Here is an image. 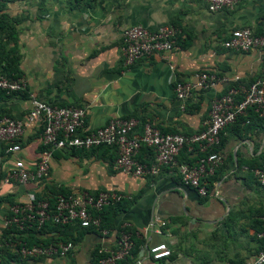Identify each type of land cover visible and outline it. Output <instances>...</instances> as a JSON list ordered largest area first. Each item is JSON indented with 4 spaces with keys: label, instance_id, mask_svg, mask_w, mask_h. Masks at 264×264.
<instances>
[{
    "label": "crops",
    "instance_id": "1",
    "mask_svg": "<svg viewBox=\"0 0 264 264\" xmlns=\"http://www.w3.org/2000/svg\"><path fill=\"white\" fill-rule=\"evenodd\" d=\"M3 9L23 17L15 28L25 88L11 96L0 93V118L22 117L34 98L83 108L88 130L130 117L138 122L136 134L147 122L161 132L186 135L202 128L212 98L230 83L193 94L181 109L173 95L175 81L192 82L206 71L236 78L232 84L242 88L259 78L264 67V50L239 53L222 47L234 30L264 33V0H241L233 10L217 12H208L202 0H7ZM165 24L179 30L171 51L123 63L119 47L124 28L155 30ZM17 141V157L32 167L40 150L39 128H25ZM263 149L264 121L228 126L215 151L221 164L209 177L207 195L200 197L180 184L174 168L142 178L114 171L113 147L55 151L43 183L4 182L12 159L0 143V240L4 231L6 239L19 233L2 226L9 203L51 199L59 188L71 194L113 191L123 198L104 212L100 228L106 234L94 228H58L48 235L71 241V252L21 264H97V250L113 249L122 230L130 233L136 251L119 264H242L260 248L256 235L264 228V189L241 166L261 163ZM136 157L151 160L143 149ZM194 159L195 151L184 147L175 162L191 164ZM155 244H165L169 256L152 260L147 249Z\"/></svg>",
    "mask_w": 264,
    "mask_h": 264
},
{
    "label": "built area",
    "instance_id": "2",
    "mask_svg": "<svg viewBox=\"0 0 264 264\" xmlns=\"http://www.w3.org/2000/svg\"><path fill=\"white\" fill-rule=\"evenodd\" d=\"M208 12L233 10L241 0H202ZM178 28L170 24L148 30L134 25L121 31L120 55L125 65L148 58L154 53L169 52L173 48ZM222 47L226 50L245 53L250 50H264V33L255 35L249 28H240L230 32ZM236 78L202 71L194 76V81H175L173 84L174 98L184 103L198 92L215 89L222 84L227 88L216 94L209 106L208 119L202 128L194 133H162L150 123L144 122L140 132L134 133L138 122L130 117L110 119L101 127L88 130L84 125L85 112L79 106H54L34 98L29 99V109L18 119L7 116L0 118V143L4 145V153L12 159L4 182L9 180L19 184L28 182L43 183L46 180L52 152L63 149L88 151L97 147H113L116 150L111 168L134 177H148L158 174L161 168H174L180 184L193 189L200 197H205L207 179L211 177L221 164V156L209 152L219 144V134L227 126L233 124L237 117L245 116L251 109L261 115L264 112V67L262 75L246 87H233ZM23 79H10L0 74V92L6 96L24 91ZM28 127L39 128L40 150L32 167L26 166L17 157L20 151L18 139ZM151 151L148 163L137 160L140 148ZM186 147L195 151V159L190 163L176 164L175 157ZM241 169L250 174L256 184L264 189V166L261 168ZM122 196L113 191L97 193L81 192L78 194H57L49 204L46 200L31 199L24 204L16 203L8 208L7 218L2 226H13L18 232L27 229H39L44 224L94 228L104 235L100 228L99 213L102 209L122 200ZM261 243L258 252L242 264H264V229L257 233ZM8 246L22 259H49L64 257L72 251L70 241L56 242L47 245H30L23 242L9 241ZM133 243L128 231H120L116 245L111 250H97V264H116L129 258ZM147 252L152 260H160L169 256L165 244L148 247Z\"/></svg>",
    "mask_w": 264,
    "mask_h": 264
},
{
    "label": "trees",
    "instance_id": "3",
    "mask_svg": "<svg viewBox=\"0 0 264 264\" xmlns=\"http://www.w3.org/2000/svg\"><path fill=\"white\" fill-rule=\"evenodd\" d=\"M6 1L7 0H0V74L7 77V78H10V79H18L19 78L18 65H19V61H20V55H19L17 47H16L17 31H16L15 27H16V25H18L20 23V21L23 20V17L11 16V15L7 14L6 12H4L3 8H4V3ZM232 86L236 87V83L232 84ZM0 93L3 94V92H0ZM253 121L263 122L264 121V112L261 115H258L256 113H254L251 109H249L246 112L245 116L237 117V119L235 120V122L233 124H235L236 122H240L244 126L250 127V125ZM226 128H224V130ZM224 130L221 131L219 134L218 146L213 148L211 151H213V152L217 151V148L220 146L221 137H222V133L224 132ZM162 133H167V132H162ZM141 149L146 150V152L150 155V158L152 157L151 151L148 148L142 147V148H140V150ZM262 155H264V149L262 151L261 156ZM244 166H246L248 168H254V167L261 168L264 166V160L258 164H250V165L245 164ZM210 178L207 179V182H209ZM57 194L66 195L67 193L59 188L55 191V193L53 194L51 199H47V198H43V199L46 200L49 204H51L53 201V197ZM34 200H42V199L41 198L40 199L35 198ZM119 203L120 202L102 209V211L99 213L100 226H102V221L104 218V212L108 209L112 210V209L116 208L119 205ZM14 204H16V203H9V207L14 205ZM68 227H79V226L78 225L58 226V225L44 224L39 229H35V228L27 229L24 232L17 233L18 237H12V238H8V239H6V235L8 234V232L4 231L2 234L3 240H0V264H19V263L21 264L22 262L27 261L25 259H22L18 254H16L8 246L9 241L16 240V241H19L21 243L23 242L27 246L52 244V243H56L59 241L55 240L54 237L51 236V234L48 235V233H50V232L55 233V232H57L58 228H68ZM8 228L12 229V230L15 229L13 226H9ZM263 229L264 228L262 227L259 230V232ZM131 241L133 243L132 236H131ZM60 242H64V241H60ZM260 245H261V243H260ZM135 251H136V248L134 247V244H133L132 249L130 251V255L131 254L133 255L135 253ZM123 261H120L116 264H119Z\"/></svg>",
    "mask_w": 264,
    "mask_h": 264
}]
</instances>
